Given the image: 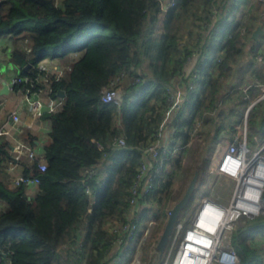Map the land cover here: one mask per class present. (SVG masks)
Wrapping results in <instances>:
<instances>
[{
	"label": "trees",
	"instance_id": "16d2710c",
	"mask_svg": "<svg viewBox=\"0 0 264 264\" xmlns=\"http://www.w3.org/2000/svg\"><path fill=\"white\" fill-rule=\"evenodd\" d=\"M173 1L166 13L161 0L0 1V49L16 64L17 74L31 76L35 91L66 92L62 107L42 116L50 123L43 154L19 160L23 173L40 177L31 196L25 185L10 180L5 161L11 158L12 140L0 137V264H128L149 219H165L192 136L203 137L212 160L220 137L229 134L233 140L244 126V88L253 97L264 85V34L258 40L252 36L259 23L264 25L261 11L253 13L258 4L214 0L229 9L221 13L188 74L194 27L213 0ZM45 59L71 67L57 79L38 69ZM193 73L196 85L184 94L168 124L169 138L149 170L152 187L140 194L130 218L137 225L134 236L119 233L114 224L128 220L144 150L160 128L172 85L182 74L187 84ZM118 75L123 76L119 106L102 100L104 88ZM216 108L217 114L209 113ZM250 126L264 135V98L251 107ZM21 136L35 148L39 135L34 129L24 127ZM120 136L126 145L112 149L111 142ZM106 151L111 163L92 172ZM40 159L46 162L44 171ZM252 219L256 223L251 225L264 224V215ZM246 224L232 233L241 264H250L252 253L258 255L254 245L263 250L264 236L250 244Z\"/></svg>",
	"mask_w": 264,
	"mask_h": 264
},
{
	"label": "built area",
	"instance_id": "2783aa9c",
	"mask_svg": "<svg viewBox=\"0 0 264 264\" xmlns=\"http://www.w3.org/2000/svg\"><path fill=\"white\" fill-rule=\"evenodd\" d=\"M175 4L173 0H161L162 12L166 13L168 8ZM229 8H221L214 0L210 5V10L205 14L198 26L200 33L204 34L206 42L207 37L217 26L220 21L221 13H224ZM229 19H234V12H229ZM261 16L264 18V8L261 10ZM27 41V40H26ZM195 56V55H194ZM191 56L187 60L185 70L188 71L189 64L194 60ZM258 57L262 59V53L259 51ZM70 64H62L59 61L52 60L50 63L40 62L38 69L47 73L55 74L58 79L67 69H70ZM189 72V71H188ZM189 74V73H188ZM182 74L174 81V87L168 95L167 107L164 110V118L160 128L155 133L154 139L146 146L144 150V159L137 173L136 188L133 189L134 196L131 199V212H134L139 196L141 193H148L152 187V175L149 170L152 167L153 160H157L164 146V131L167 123L173 117L172 112H175L181 106L178 98H182L180 88L183 84ZM197 74L191 75L188 79V85L193 89L196 85ZM123 76H116L111 84L104 88L102 100L105 102L115 103L118 106L122 101V81ZM2 83H9L10 90L15 84H21L19 89L21 97L29 105L30 114L33 119L42 117L45 113L58 111L63 103L65 96L57 94L52 96V90L45 91L43 88L35 91L33 88L35 82L31 76L16 75L12 79L2 78ZM30 83V85H28ZM258 84V80H256ZM248 99V107L245 114L244 126L234 136V139L225 145H218L216 152L212 155L213 162L210 163L211 171H215L218 176L230 179L233 182L232 196L228 203L218 202L210 195H204L200 202L195 206L192 213L186 215V221L179 217L170 239L171 249L168 252L167 260L162 264H189L194 258L196 251L195 244L199 239H205L204 232H208V228H216L222 226L220 233L215 236H206L209 244L215 242L219 248L215 249L209 260V264H241V256L236 247L232 243V233L237 225H245L246 220L264 215V139L260 142L261 134L256 135L258 141L254 148L250 146L247 127V111L249 113L251 107L258 101L264 98V85L260 94L251 97L248 94V87L244 88ZM37 95V97H36ZM184 98V95H183ZM18 105L12 109L7 118L0 115V137H11V158L8 159L7 171L10 174V180L15 185H25L26 189L36 190V186L40 183V177L31 174L13 173V169L19 163L22 156L27 155L31 160L36 159L39 155L35 148L29 147L21 134L24 126L22 125L21 112ZM172 116V117H171ZM259 136V137H258ZM126 145L124 136H120L117 140L111 142V148L115 149ZM102 147V144H100ZM216 153V154H215ZM39 169L44 171L47 167L45 160L38 161ZM100 166L95 165L91 168L92 172H99ZM140 186L142 188L139 190ZM140 192V193H139ZM136 223L132 220H127L120 225L115 226V230L119 233H129L130 237L134 236L133 230L136 228ZM122 235L118 238L121 239ZM264 236V234H263ZM170 241V240H169ZM261 247L264 250V237ZM2 250L0 248V254ZM6 255V253H5ZM203 258V255L200 259ZM196 264V261H192ZM198 264V262H197ZM258 264H264V258Z\"/></svg>",
	"mask_w": 264,
	"mask_h": 264
},
{
	"label": "rangeland",
	"instance_id": "374dc122",
	"mask_svg": "<svg viewBox=\"0 0 264 264\" xmlns=\"http://www.w3.org/2000/svg\"><path fill=\"white\" fill-rule=\"evenodd\" d=\"M260 11L261 10H259V8H257L255 10H253V13H256V12L258 13ZM204 16H205V14L203 15V18H204ZM200 24H201L200 22L198 24H196L194 27V30H193V34L196 35L195 38L193 37L194 38L193 39L194 40V49L193 50H195V51L190 56H188V57H191V56L195 55L194 60L200 55V51L203 50V46L205 45L204 34L203 35L198 34L199 31H197L199 29L198 26ZM102 30H104L103 32H105V33L110 32V30H108V29L97 28L98 32H101ZM186 41H187V36L184 38L183 42H186ZM262 52L264 54V50H262ZM42 62L50 63V62H52V59H45ZM188 73H190V71ZM192 75H194V73ZM196 79H197V76H196ZM172 87L175 88L174 83H173ZM188 89H191L190 85H188V84L182 85L180 88L181 94L183 93V95H184L188 91ZM183 95H182V98L181 97L178 98V100L180 102L184 99ZM167 103H168V98L166 101L165 108L167 107ZM225 107L228 109L229 105H225ZM218 111H219V109L216 108L214 110L209 111V113L217 114ZM175 113H176V111L172 112L171 115L174 116ZM247 117H248V115H247ZM172 118H171V120H172ZM199 123H201V122H199ZM168 124H169V122L167 123L166 130H169ZM198 125H200V124H198ZM251 127L252 126H250V128ZM250 128L248 129V138H249L250 146L252 148H254L255 144L258 141L261 142L264 139V135L261 132L262 137H260V139L257 141L255 139V137H256V135L260 134L259 133L260 130H257L254 128L250 129ZM165 131H164V134H165ZM220 139L222 140L220 143L222 145H225L226 143H224V142H226V140L230 139V136H229V134L222 135L220 137ZM205 142L206 141L199 134H194L192 136L190 144L188 145V151H187V153L183 159L182 172H180L179 176L177 177V180H176V183L174 186V190H173L172 195H171V202H170L171 204L168 205V209L166 210L167 215H166L165 219L163 220V222L157 218H151V220L149 219V221L147 222V224L145 226L144 233L136 241L137 247H136V250L134 252L133 259L128 264H162L164 261L167 260L168 252L170 251L171 246H172L171 243L175 245V242L173 243L172 239H170V241L168 242V244L166 245V247L162 253L158 249L157 245H158V242H159L160 237L162 235V232L164 230L166 221L168 219L169 209L182 198V196L184 195V193H185L192 177L194 176L196 170H199L200 174H199V178H198V186L195 190V192H196L195 202L193 203L192 206L187 205L182 210L181 215H180V218H182V220L186 221V215H188V213L190 214L193 212V209L200 202V200L203 198L204 195H210L212 198L216 199L218 202H221L224 204L228 203L230 201L231 196H232L233 182L230 179H227V178L222 177V176H218L215 171L209 170L210 169V167H209L210 163L213 162L214 157L212 160L207 159L206 155H208L210 152L208 153V149L205 146ZM215 148L216 147H214V149H213V153H214V151L216 152ZM134 215H135V212H130L129 216H128V221ZM255 221H256L255 219H248L247 224H246V230L244 232V234L247 236V240L250 244L252 243L253 239L263 236L262 232L264 231V224L254 226L256 223ZM122 223L123 222H117L114 225H120ZM253 223H254V225H251ZM116 245H119V243L117 242ZM254 246L257 247L256 251H257L258 255L252 253L253 258H252V261L250 264H258L264 258V250L261 251L258 247V244L254 245Z\"/></svg>",
	"mask_w": 264,
	"mask_h": 264
},
{
	"label": "crops",
	"instance_id": "0c3cea01",
	"mask_svg": "<svg viewBox=\"0 0 264 264\" xmlns=\"http://www.w3.org/2000/svg\"><path fill=\"white\" fill-rule=\"evenodd\" d=\"M254 2L258 4L259 10H262L264 8V0H254ZM237 12L239 14L242 13L240 11V7H239V9H237ZM243 15H242V17H243ZM262 26L264 28L263 24H262ZM7 55H8V53H6L2 49H0V80L2 78H8L10 80L14 76L18 75L17 74L18 68H17L16 64H14L11 60H9V55L8 56ZM194 61L192 62V64H189L188 71L192 70V68L195 64ZM2 85H3V83L1 80L0 88L2 87ZM18 105H20L19 111L21 112L22 125L24 127L27 126L29 128L34 129L39 135V140L36 143L35 149L38 151L39 155H42L43 149H44V144L48 140V131L50 129V123L47 119H44L42 117H40L38 119L32 118V116L30 114L29 105L26 101H24L22 99L20 91L13 92L12 90H10L8 94H6L0 98V115L3 118H7L8 115L10 114L11 110L16 108ZM259 133L261 134V131H259ZM169 135H170V131L166 130L165 135H164V141H167V139L169 138ZM229 141H231V139L226 140V142H224V143H228ZM109 144H110V142L107 143V145H109ZM11 150H12V148H11ZM11 155H12V152H11ZM109 157H110V153H108L106 151V153L103 156L102 162L99 163L100 169H103V167L105 165L111 163V160ZM5 163L8 165V160H6ZM22 171H23V168L21 167V165L19 163L13 169V173H20ZM26 192L29 194V196H31L34 191H32L31 189H26Z\"/></svg>",
	"mask_w": 264,
	"mask_h": 264
},
{
	"label": "water",
	"instance_id": "95a60500",
	"mask_svg": "<svg viewBox=\"0 0 264 264\" xmlns=\"http://www.w3.org/2000/svg\"><path fill=\"white\" fill-rule=\"evenodd\" d=\"M263 33H264V28L262 24H259L257 28L253 31L252 36L254 39L258 40L260 35ZM30 66H31V63L26 64L25 69H28ZM9 91H10L9 83L4 81L2 87L0 88V96L8 94ZM58 94L61 96H66V92L62 89L59 90ZM247 114H248V111H247ZM199 174H200V171L196 170L182 198L169 209V216H168L164 230L162 232V235L157 245L161 253L164 251L166 245L168 244L170 240L171 234L173 233L175 224L177 220L179 219L182 210L188 205L189 201L191 200L198 186Z\"/></svg>",
	"mask_w": 264,
	"mask_h": 264
},
{
	"label": "bare ground",
	"instance_id": "6f19581e",
	"mask_svg": "<svg viewBox=\"0 0 264 264\" xmlns=\"http://www.w3.org/2000/svg\"><path fill=\"white\" fill-rule=\"evenodd\" d=\"M222 229V226H218L216 228H208L206 229L208 232H204L205 239H199L197 241V244H195V247L197 248L196 251H198V254H195L194 258H192L189 262V264H193L192 261H196V264H209V260L211 256L213 255L215 249L219 248V245L213 242L212 244H209L208 239H206V236H217ZM203 255V258L201 256ZM139 261V260H138ZM180 264V263H179Z\"/></svg>",
	"mask_w": 264,
	"mask_h": 264
}]
</instances>
